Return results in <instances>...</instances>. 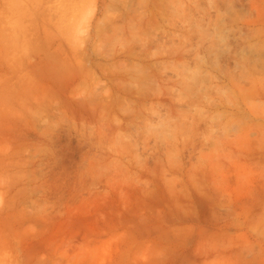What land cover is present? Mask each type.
Returning a JSON list of instances; mask_svg holds the SVG:
<instances>
[{
    "label": "rangeland",
    "instance_id": "rangeland-1",
    "mask_svg": "<svg viewBox=\"0 0 264 264\" xmlns=\"http://www.w3.org/2000/svg\"><path fill=\"white\" fill-rule=\"evenodd\" d=\"M149 1L0 0V264H264V0Z\"/></svg>",
    "mask_w": 264,
    "mask_h": 264
},
{
    "label": "bare ground",
    "instance_id": "bare-ground-1",
    "mask_svg": "<svg viewBox=\"0 0 264 264\" xmlns=\"http://www.w3.org/2000/svg\"><path fill=\"white\" fill-rule=\"evenodd\" d=\"M128 1H129V0H128ZM137 1H139V2H137V3L140 4V6H143V7H145V5H148L147 2H150L149 0H137ZM154 1H156V0L151 1V3H152V2L154 3ZM163 2L165 3L164 0H162V2H161V0H157L156 3H155V5H156V6L158 5V7H159V9H160L159 11H158V9H157V11L160 12V13H162V14H163V11H164V3H163ZM123 3H124V0H123ZM135 3H136V1H135ZM125 4H126V6H129V5H127V4H129V3H124L123 6H125ZM153 6H154V4H153ZM127 8H128V7H127ZM157 11H156V12H157ZM152 12H153V11H152ZM158 12H157V13H158ZM154 13H155V10H154ZM152 14H153V13H152ZM158 14H159V13H158ZM154 15H155V14H154ZM154 15H152V17H153ZM150 16H151V14H150ZM155 17H156V16H155ZM200 24H202V23H199L198 27L200 26ZM104 25H106V27H104ZM107 26H109V25H107V23L103 24V22H102V27H103L105 30H104L103 28H102V29H103L104 31H106V28H108ZM216 26H217V24L214 26V29H213V30H209L208 27L206 28V26L204 27L203 24H202V25H201V29H200V30H202L203 35H204V31H203L204 28H205V32H206L205 35H207V31H208V30L211 31L213 34L210 33L209 31H208V32L210 33V36L212 35V36H211L212 38H214V34L217 33V34H215V36L217 35L218 37L216 36L217 38L215 37V38H214L215 40L213 39V42H214V43H215V41H217L216 39L219 38V34H218V33H220V32H219V31H220L219 29H216V30H218V31L215 30V27H216ZM218 26H219V25H218ZM97 27L99 28L100 25L97 26ZM202 27H203V28H202ZM216 28H217V27H216ZM100 29H101V28H100ZM102 29H101V30H102ZM206 29H208V30H206ZM99 31H100V30H99ZM99 31H98V32H99ZM213 31H214V32L216 31V32L214 33ZM96 32H97V31H96ZM100 32H101V31H100ZM105 33H107V31H106ZM105 33H104V34H105ZM205 35H204V36H205ZM221 35H222V34H221ZM221 35H220V38H221ZM97 36H99V33H97ZM100 36H101V35H100ZM207 36H209V34H208ZM205 37H206V36H205ZM222 37H224V39H225V35H223ZM207 38H209V37H207ZM212 38H210V39L212 40ZM224 39L222 38L221 40H224ZM224 41L226 42V40H224ZM213 42H212V44L210 45V46H211L210 48H211L212 50H214V51H215V50L218 51V49H213V48H215V46H213V44H214ZM223 43H224V42H223ZM223 43H222V47H223L224 45H226L225 43H224V45H223ZM218 44H219V45H218ZM218 44L216 43L217 46H220V45H221L220 42H218ZM222 47H221L220 49H222ZM216 48H217V47H216ZM218 48H219V47H218ZM219 52H221V51H219ZM80 53H82V52H80ZM84 53H85V52H84ZM76 54H77V56L79 57V54H78V53H76ZM86 54H87V53H86ZM86 54H84V55L86 56ZM221 54H222V52H221ZM80 55H81V54H80ZM100 55H101V54H100ZM106 55H107V54H106ZM106 55H105V56H106ZM82 56H83V54H82ZM85 56H84V57H85ZM88 56H90V55H88ZM216 56H217V54H216ZM216 56H215V58L217 59V58H219V56H221V55H220V53H219V55H218L217 57H216ZM82 58H83V57H82ZM82 58H81L80 60H82ZM215 58H214V59H215ZM78 59H79V58H77V60H78ZM202 59H204V58L202 57ZM216 59H215V60H216ZM87 60H88V59H87ZM89 61H90V60H89ZM248 61H249V60H248ZM254 61H255V60H253V62H254ZM93 62H94V61H93ZM250 62H251V61H250ZM253 62H252V63H253ZM79 63L81 64L82 62L79 61ZM79 63H78V65H79ZM202 63H203V61H201V63L199 62L200 65L197 63L198 65H197L196 67L193 66L192 68H195V69H192V71H191L192 73H191L190 71H187V70H189L191 67L189 68V66H188V67L186 66V68H188V69H186V73H185V74H187V75H185V77L187 76L186 80L189 81V82H185V83H187V84H192L193 87H196V86H195V81H198V82L200 81V82H201V81L204 79V78H203V77H204V74L202 75V72H203V71H202V70L200 71V69H199V68H201V67L198 68V66H201ZM95 64H96V63H95ZM213 64H215V63H213ZM195 65H196V64H195ZM80 66H81L80 68H81V70H82V66H83V65H80ZM84 66H85V65H84ZM106 69H107V67H106ZM183 70H184V69H183ZM138 71L140 72V69H139V68H138ZM187 72H188V73H187ZM190 73H191V74H190ZM86 74L89 75V70H88V73H86ZM188 74H189V75H188ZM182 75H183V74H182ZM96 76H97V75H96ZM202 76H203V77H202ZM182 77H183V76H182ZM185 77H184V78H185ZM95 78H97V77H95ZM201 78H203V79H202V80H199V79H201ZM91 79H92V80H96V79H94V77L91 78ZM191 82H192V83H191ZM193 82H194V85H193ZM198 82H197V84H198V87H199V88L201 87V85H202L203 83H205V81H204L202 84H201V83H198ZM199 84H200V85H199ZM183 85H185V87H186V84H183ZM187 87H188V86H187ZM189 87H190V86H189ZM189 87H188V88H189ZM130 88H135V87H130ZM75 89H76V88H75ZM109 97H111V96L109 95ZM109 97L107 96V98H109ZM110 99H111V98H110ZM103 100H104V99H103ZM105 100H106V99H105ZM112 100H113V99H112ZM98 102H99V100H98ZM104 102H105V101H104ZM107 103H108V102H107ZM109 103H110V102H109ZM103 104H104V103H103ZM102 107H103V106H102ZM104 107H105V105H104Z\"/></svg>",
    "mask_w": 264,
    "mask_h": 264
}]
</instances>
